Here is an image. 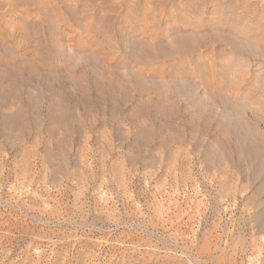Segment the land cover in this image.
<instances>
[{
    "label": "rangeland",
    "instance_id": "obj_1",
    "mask_svg": "<svg viewBox=\"0 0 264 264\" xmlns=\"http://www.w3.org/2000/svg\"><path fill=\"white\" fill-rule=\"evenodd\" d=\"M0 264H264V0H0Z\"/></svg>",
    "mask_w": 264,
    "mask_h": 264
}]
</instances>
